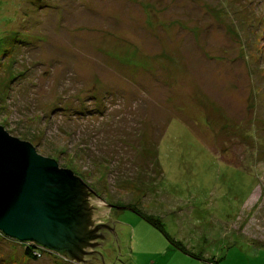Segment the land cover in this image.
I'll use <instances>...</instances> for the list:
<instances>
[{
    "label": "rangeland",
    "instance_id": "1",
    "mask_svg": "<svg viewBox=\"0 0 264 264\" xmlns=\"http://www.w3.org/2000/svg\"><path fill=\"white\" fill-rule=\"evenodd\" d=\"M16 32L0 125L115 206L101 264H264V0H0Z\"/></svg>",
    "mask_w": 264,
    "mask_h": 264
},
{
    "label": "water",
    "instance_id": "2",
    "mask_svg": "<svg viewBox=\"0 0 264 264\" xmlns=\"http://www.w3.org/2000/svg\"><path fill=\"white\" fill-rule=\"evenodd\" d=\"M103 205L111 206L0 125V231L6 236L81 263L85 249L99 245Z\"/></svg>",
    "mask_w": 264,
    "mask_h": 264
},
{
    "label": "trees",
    "instance_id": "3",
    "mask_svg": "<svg viewBox=\"0 0 264 264\" xmlns=\"http://www.w3.org/2000/svg\"><path fill=\"white\" fill-rule=\"evenodd\" d=\"M18 33L16 32V35L5 39L3 43L0 42V56H5L8 52L11 53L12 50L18 46L20 44V42H18L15 38V36L17 37ZM8 53V54H9ZM1 61V58H0ZM80 179V178H79ZM82 181V179H80ZM131 208H133V206H130ZM135 213L138 214L140 217H142L151 227H153V229H155L156 231L160 232L163 236H165L178 250L185 252L187 254H190L191 256H193L194 258H197V256L192 255L184 246H182V244L174 241L166 232L165 230V225L164 222L161 219H158L154 216L151 215H147L146 213H144V211H142L140 208H133ZM101 233L97 234L96 238H95V242L98 243V246H95L96 248L93 250H91L90 252L87 253L86 258L83 259V263L85 264H101L103 262V258H101L100 254H99V247L102 245L101 242L102 241V237H101ZM7 240V241H11L14 244H16L18 247H20L24 253L25 259L33 261V262H38L40 261L41 258H43V256H55L54 259H56L59 262H64L67 264V262L71 263V264H82L79 263L77 261H69L67 258H65L63 255L58 254V253H54L52 251L46 250L44 248H42L41 246L37 245L36 243H32V242H20L19 240L10 238L8 236H6L3 232L0 231V240ZM103 256V255H102ZM59 257V258H58ZM65 258V259H64ZM59 259V260H58ZM62 260V261H61Z\"/></svg>",
    "mask_w": 264,
    "mask_h": 264
},
{
    "label": "flooded vegetation",
    "instance_id": "4",
    "mask_svg": "<svg viewBox=\"0 0 264 264\" xmlns=\"http://www.w3.org/2000/svg\"><path fill=\"white\" fill-rule=\"evenodd\" d=\"M113 230V229H112ZM111 230V231H112ZM99 230H97V234H99L100 232H102L103 234L102 235H104V236H106L109 240L111 239V238H113V236H112V233H111V231H110V228L107 230H102V231H99ZM102 241H104V239L102 240Z\"/></svg>",
    "mask_w": 264,
    "mask_h": 264
}]
</instances>
